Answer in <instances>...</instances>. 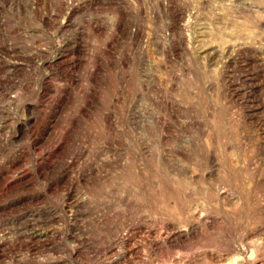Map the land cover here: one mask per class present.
<instances>
[{"label": "rangeland", "instance_id": "1", "mask_svg": "<svg viewBox=\"0 0 264 264\" xmlns=\"http://www.w3.org/2000/svg\"><path fill=\"white\" fill-rule=\"evenodd\" d=\"M0 264H264V0H0Z\"/></svg>", "mask_w": 264, "mask_h": 264}]
</instances>
